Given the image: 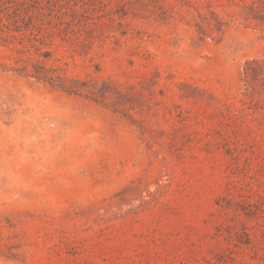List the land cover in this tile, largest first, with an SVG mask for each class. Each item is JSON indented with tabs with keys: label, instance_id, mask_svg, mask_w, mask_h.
<instances>
[{
	"label": "rangeland",
	"instance_id": "1",
	"mask_svg": "<svg viewBox=\"0 0 264 264\" xmlns=\"http://www.w3.org/2000/svg\"><path fill=\"white\" fill-rule=\"evenodd\" d=\"M0 264H264V0H0Z\"/></svg>",
	"mask_w": 264,
	"mask_h": 264
}]
</instances>
